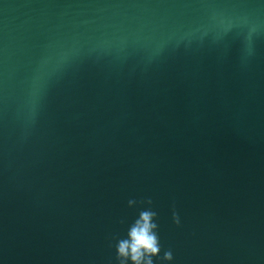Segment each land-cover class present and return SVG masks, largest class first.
<instances>
[{"label":"water","instance_id":"1","mask_svg":"<svg viewBox=\"0 0 264 264\" xmlns=\"http://www.w3.org/2000/svg\"><path fill=\"white\" fill-rule=\"evenodd\" d=\"M148 207L154 264H264V0H0V264H117Z\"/></svg>","mask_w":264,"mask_h":264},{"label":"clouds","instance_id":"2","mask_svg":"<svg viewBox=\"0 0 264 264\" xmlns=\"http://www.w3.org/2000/svg\"><path fill=\"white\" fill-rule=\"evenodd\" d=\"M251 54V48L248 50ZM130 207L137 204L151 206L153 201L151 198L136 201L134 199L128 201ZM157 212L151 207L142 209L138 217L129 226L127 236L125 238L116 239V261L117 264H154V258H160L163 261L171 262L174 259L172 251L169 249L164 251L161 257V242L159 237V225L156 223ZM173 220L180 225V217L177 212H173ZM123 223V221H121Z\"/></svg>","mask_w":264,"mask_h":264}]
</instances>
